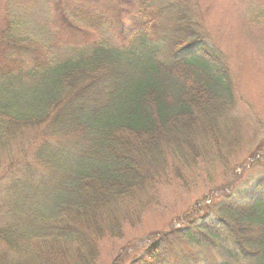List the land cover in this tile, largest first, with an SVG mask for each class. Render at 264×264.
<instances>
[{
    "label": "trees",
    "instance_id": "obj_1",
    "mask_svg": "<svg viewBox=\"0 0 264 264\" xmlns=\"http://www.w3.org/2000/svg\"><path fill=\"white\" fill-rule=\"evenodd\" d=\"M133 3L128 26L116 23L121 45L99 38L89 53L64 59L49 46L37 56L44 46L22 33L20 18L12 19L17 26L7 19L0 33V264H96V241L115 238L132 213L136 219L134 210L146 206L140 199L154 201L170 167L171 175L179 165L194 168L209 152L220 162L222 146L239 145L235 129L228 135L233 81L219 52L188 26L191 12L173 0ZM158 18L169 22L161 33ZM175 66L193 83L180 81ZM23 126L39 132L17 140ZM206 216L159 235L129 264H183L185 249L219 244V264H264V176L214 202Z\"/></svg>",
    "mask_w": 264,
    "mask_h": 264
},
{
    "label": "rangeland",
    "instance_id": "obj_2",
    "mask_svg": "<svg viewBox=\"0 0 264 264\" xmlns=\"http://www.w3.org/2000/svg\"><path fill=\"white\" fill-rule=\"evenodd\" d=\"M133 1L0 0V33L7 19L20 18L18 26L22 33L44 46L36 47L37 56H42L49 46L60 59L71 58L89 53L99 38L121 45L125 39L116 30V23L120 18L122 24L125 22L128 26L131 15L136 12ZM173 1L191 12L188 26L219 52L228 69L237 94L236 106L231 109L235 128L229 125L228 135L235 129L239 145L231 152L222 146L220 162L209 152L194 168L179 165L181 171L171 175L170 167L167 181L160 180L153 190L154 201L144 204L140 199V204L146 206L138 205L134 210L139 217L135 219L132 213V218L119 225L115 238L104 236L96 241V264H129L159 235L185 226L186 220L209 218L206 216L208 207L214 202L264 176V0ZM68 14L70 17L66 16ZM64 18V25L58 24ZM154 24L160 33L169 26L164 18L154 20ZM123 34L127 33L123 31ZM159 45L165 53V45ZM175 70L180 81L193 83L192 75L185 69L175 66ZM33 127H20L23 135L17 140L38 133L39 129ZM147 197L149 195L145 199ZM247 213L257 216L253 211ZM184 251L187 258L183 264H219L223 260L220 244L204 250L187 248Z\"/></svg>",
    "mask_w": 264,
    "mask_h": 264
}]
</instances>
